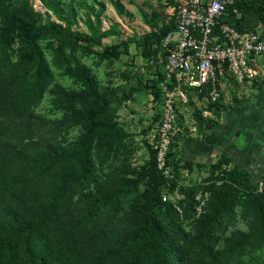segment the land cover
Listing matches in <instances>:
<instances>
[{"label": "rangeland", "instance_id": "obj_1", "mask_svg": "<svg viewBox=\"0 0 264 264\" xmlns=\"http://www.w3.org/2000/svg\"><path fill=\"white\" fill-rule=\"evenodd\" d=\"M0 3L10 21L3 26L0 15V213L31 222L72 178L34 243L42 264H153L136 236L156 201L149 134L160 63L150 40L173 27L175 0ZM31 26L45 69L21 82L22 33ZM256 69L258 81L229 77L217 102L179 109L177 172L154 208L168 264H264L257 190L239 174L264 191V56ZM38 78L40 96L32 94ZM32 168L44 174L28 183Z\"/></svg>", "mask_w": 264, "mask_h": 264}, {"label": "built area", "instance_id": "obj_2", "mask_svg": "<svg viewBox=\"0 0 264 264\" xmlns=\"http://www.w3.org/2000/svg\"><path fill=\"white\" fill-rule=\"evenodd\" d=\"M237 1L242 0H175V28L159 46L160 97L153 98L156 112L149 134L157 168L166 178L173 177L168 163L178 138L179 109L191 102H217L229 77L240 84L258 81L264 23L247 33L225 23Z\"/></svg>", "mask_w": 264, "mask_h": 264}, {"label": "trees", "instance_id": "obj_3", "mask_svg": "<svg viewBox=\"0 0 264 264\" xmlns=\"http://www.w3.org/2000/svg\"><path fill=\"white\" fill-rule=\"evenodd\" d=\"M240 14V17H238ZM0 15L4 22L3 26L10 24L9 17L6 15L4 6L0 3ZM225 23H228L238 29L242 33H247L254 30L260 23H264V0H242L237 1L234 6L228 10ZM35 26L25 27L22 33V41L24 45L25 58L20 61L16 67V76L21 82L27 81L29 75L33 72L38 73L45 69L43 56L36 41L32 38ZM175 28V21L171 29L165 31L161 35H156L150 42L156 46V52L159 54L160 42L162 38ZM75 40H87L85 37L79 35H72ZM161 77V72L158 78ZM157 78V79H158ZM43 79L39 78L33 86L32 94L40 96L43 92ZM158 80L155 85V98L159 99ZM36 97L33 95L28 96L19 108L22 113H26L30 108V103L35 101ZM153 154V169H154V183L153 192L156 196L155 203L150 206L144 214L141 228L137 231L136 236L141 241V254H149L153 259V264H168V238L166 233L161 228L159 221L155 216V206L163 204V195H161V186L167 180L166 177L158 170L155 153ZM174 154H169L168 165L172 166L173 177L177 172V163H173L172 157ZM87 158V151L83 154V161ZM44 171H38L37 168H32L29 171L28 183L35 182L41 178ZM82 174L79 173L78 175ZM239 174L245 178L244 182L250 190L257 192L253 193V205L255 207L258 217L259 232L264 241V191H258V183H250L248 173L241 170ZM172 177V178H173ZM72 179V178H71ZM70 178H63L57 191L53 194L49 205L46 207L45 212L37 219L31 222L18 223L15 220L8 221L0 213V261H5L6 264H42L41 257L34 249V243L43 238L44 231L47 228L50 218L58 211L61 204V197ZM27 183V184H28ZM264 186V175L260 181Z\"/></svg>", "mask_w": 264, "mask_h": 264}]
</instances>
